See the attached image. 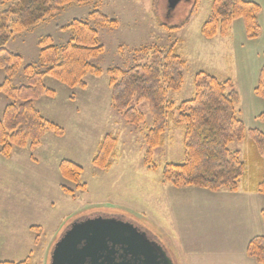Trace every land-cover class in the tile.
I'll use <instances>...</instances> for the list:
<instances>
[{
	"label": "rangeland",
	"instance_id": "1",
	"mask_svg": "<svg viewBox=\"0 0 264 264\" xmlns=\"http://www.w3.org/2000/svg\"><path fill=\"white\" fill-rule=\"evenodd\" d=\"M251 1L262 6L256 39L247 37L241 19L234 22L228 37L206 39L201 27L211 13L212 0H182L172 10L168 0H102L70 5L54 19L14 36L7 48L22 54L24 65L35 64L44 71L38 44L42 37L50 35L56 44L66 43L71 32L62 27L74 19L89 20L94 9L118 21L116 28L98 29L104 52L92 61L104 73L87 74L86 88L45 77L46 85L56 94L42 96L35 105L44 117L64 128V135L48 131L39 146L15 147L9 159L0 148V261L27 259L29 264H50L52 249L66 228L79 218L100 214L139 221L159 237L175 264H216L248 256L249 239L264 235V194L257 193L258 197L249 202L248 197L232 193L237 191L214 192L163 183L165 163L184 162V129L170 116L165 142L154 150L158 169L147 167L145 135L152 124L147 102L136 104L145 112L147 122L138 126L127 122L113 105L107 69L148 63L146 48L174 46L187 62L182 89L169 95L176 103L194 96V78L200 70L220 81L231 79L240 93L236 110L245 123L247 136L242 142L230 143L246 164L238 190L254 189L261 165L249 130L264 131V98L255 93L264 66V0ZM197 5L185 27L172 28L183 23ZM4 78L0 69V84ZM26 83L21 69L14 84ZM10 102L0 93V118ZM108 133L118 139V144L110 159L111 167L102 169L93 164V158ZM63 159L84 168L81 182L86 184L85 189L62 176L59 165ZM63 186L73 192L65 193ZM32 226H39V231H33ZM248 260L258 264L253 258Z\"/></svg>",
	"mask_w": 264,
	"mask_h": 264
},
{
	"label": "trees",
	"instance_id": "2",
	"mask_svg": "<svg viewBox=\"0 0 264 264\" xmlns=\"http://www.w3.org/2000/svg\"><path fill=\"white\" fill-rule=\"evenodd\" d=\"M102 0H0V69L5 78L0 84V93L5 94L8 103L0 118V148L2 155L9 159L15 147L33 148L41 143L48 131L62 136L65 131L59 124L44 117L36 107L35 100L42 96H54L56 91L48 87L45 77L51 76L70 87L86 88L87 74L100 76L104 69L92 61L104 52L99 42V28L118 27V21L99 9L89 14V20L74 19L62 29L71 32L64 44H56L48 35L39 40L40 62L45 70L35 64L24 65L22 54L7 48L16 34H20L39 24L54 19L70 5H85ZM199 2L200 0H196ZM5 4H9L4 7ZM198 9L193 7L185 21L172 28L181 29L189 23ZM262 6L251 0H212L211 13L201 27L206 39L217 36L228 37L237 20H243L247 37L256 39L260 33L259 15ZM94 24H92L91 22ZM150 54L148 63H137L129 68L107 69L111 99L115 109L133 125L147 122L144 111L136 104L146 101L152 124L145 140L147 151L144 164L152 170L158 166L154 162V150L164 144V134L169 127V118L184 129V155L182 163L166 162L162 169L163 183L178 188L196 187L210 191H238L240 179L246 173V164L238 150L230 148L234 141L247 139L246 126L239 118L236 106L240 103V93L231 79L220 81L208 71L200 70L194 78V96L176 103L169 98L171 92L180 91L185 81L186 60L178 54L174 46L146 48ZM144 52L145 48H141ZM23 70L27 83L14 84V78ZM255 93L264 98V66L259 73ZM173 115V116H172ZM263 115H261L262 117ZM251 143L259 153L261 173L255 182V191L264 194V131L249 130ZM118 144V139L108 133L97 149L93 164L108 169ZM64 178L76 183L77 188H86L81 182L84 168L69 159L59 165ZM65 193L73 189L63 186ZM261 214L264 219V209ZM38 232L39 226H32ZM37 234L36 242L39 241ZM247 254L258 264H264V235L252 237L247 244ZM0 261V264H29Z\"/></svg>",
	"mask_w": 264,
	"mask_h": 264
},
{
	"label": "water",
	"instance_id": "3",
	"mask_svg": "<svg viewBox=\"0 0 264 264\" xmlns=\"http://www.w3.org/2000/svg\"><path fill=\"white\" fill-rule=\"evenodd\" d=\"M182 0H168L174 9ZM50 264H175L164 246L115 216L75 220L55 243Z\"/></svg>",
	"mask_w": 264,
	"mask_h": 264
},
{
	"label": "crops",
	"instance_id": "4",
	"mask_svg": "<svg viewBox=\"0 0 264 264\" xmlns=\"http://www.w3.org/2000/svg\"><path fill=\"white\" fill-rule=\"evenodd\" d=\"M217 192H219V191H217ZM232 193H236V195L237 194H242V195H244L245 197H248L249 198V202H252L253 201V199L254 198H256V197H258L257 195V193L258 192H256L255 191V189H253V187L251 188V187H248V189H246V190H243V191H241V190H238L237 192H232ZM258 199V198H257ZM245 221H246V219H245ZM247 222V221H246ZM249 227V226H248ZM250 240V239H249ZM249 242V241H248ZM248 244V243H247ZM247 246V245H246ZM247 248V247H246ZM247 252V251H246ZM248 258H252V257H250L249 255L247 256ZM246 256H244V257H241V258H237V261H236V259L235 260H231V261H227V260H221L220 262H217L216 264H251V262H250V260H248V258H247ZM254 259V258H253ZM255 260V259H254ZM256 261V260H255Z\"/></svg>",
	"mask_w": 264,
	"mask_h": 264
},
{
	"label": "flooded vegetation",
	"instance_id": "5",
	"mask_svg": "<svg viewBox=\"0 0 264 264\" xmlns=\"http://www.w3.org/2000/svg\"><path fill=\"white\" fill-rule=\"evenodd\" d=\"M119 218L133 224L139 231L146 233V235L149 237L150 240L159 242V240L157 239L155 234H152V232L151 233L148 232L147 228L144 225L140 224L139 221H137L133 218H129L127 216H120Z\"/></svg>",
	"mask_w": 264,
	"mask_h": 264
}]
</instances>
